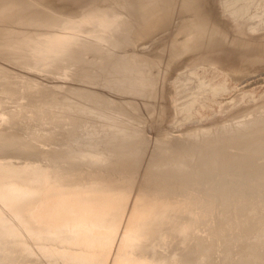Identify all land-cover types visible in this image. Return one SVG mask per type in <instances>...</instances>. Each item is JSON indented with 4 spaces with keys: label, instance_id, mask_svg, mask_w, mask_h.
I'll return each instance as SVG.
<instances>
[{
    "label": "bare ground",
    "instance_id": "6f19581e",
    "mask_svg": "<svg viewBox=\"0 0 264 264\" xmlns=\"http://www.w3.org/2000/svg\"><path fill=\"white\" fill-rule=\"evenodd\" d=\"M45 2L46 0H44L43 5V0H0V54L7 59L15 58L18 62L26 64L27 67L21 68L29 71V73L40 70L37 74L43 78L68 63L91 66L90 69L96 71L97 67L102 66L104 62L99 61L100 55L94 53L92 61L86 64L87 56L81 53L83 48L90 53L94 52L92 50L95 49L96 44L102 41L103 37L109 39L108 36H110L113 42L108 46L110 51L114 52L115 49H120L126 42H129V34L134 27L133 15H136L137 10L141 16L139 18L141 21L143 17H151V13L162 12L163 7L169 6L166 0H89L82 6L81 15L78 16L69 11L68 8L62 9L63 11L59 10L62 7L55 6L51 0L48 1V5ZM183 3L184 10L192 12L193 17L180 27L184 33L183 40L181 42L174 41L170 45L169 50L172 49L171 54L173 56L195 46L196 43L191 41L203 34L207 23L203 20L205 17L200 18L198 15V1L184 0ZM204 4L206 3L204 2ZM208 10L210 11L209 8ZM164 11L166 12L167 9ZM260 21L246 24L248 21L244 20L245 23L242 22L241 27L246 26L250 32V30L263 26V21L261 23ZM145 24L148 25L146 28L135 32L137 38L146 34L150 25L151 27L153 25L148 20ZM226 24L229 23L226 22ZM224 31L226 30L224 29ZM254 32L252 31V33ZM239 34L241 33L239 32ZM83 35H91V37L89 40L83 41ZM70 39L75 40V48L80 49L79 51L67 52L66 44ZM27 43H30L28 46L32 44L31 49L26 48ZM233 46L236 47V45ZM37 52L42 54L36 58H30L32 53ZM243 56L245 55L243 54ZM119 58L120 55L115 54L113 60H110V66L114 71L119 70ZM204 58L202 59L207 61L206 57ZM207 58L209 59V57ZM124 59L130 70L142 66L158 65L156 60L145 59L144 61L143 58H139L137 63L135 62L136 59L132 60L130 56H124L123 62ZM191 59H196V57ZM258 60L260 61L256 56L250 59V61ZM194 64L196 63L194 62ZM85 66L84 68L87 69ZM235 66L237 65L235 64ZM238 67L237 69H241ZM7 70L0 65V74H7L5 72ZM17 74L14 73V75ZM19 74L24 75V73ZM25 74L29 75L28 73ZM29 77L34 78L32 84L27 83V86L32 88L41 86V89L47 86L46 82L38 80L37 75H29ZM131 77L132 74L126 75V79ZM91 79L85 78L86 81ZM139 80L148 85L152 82L148 72L141 74ZM9 87L11 85L6 81H0V88H2L0 93L8 96L14 95L12 93L15 92V89L12 91L11 88L8 89ZM18 88L20 91L23 87L18 86ZM199 92L197 93L200 94ZM88 93L92 97L98 92L90 90ZM100 95L103 97L101 93ZM0 98L2 97L0 96ZM31 101L34 102L35 100ZM38 105L40 104L38 103ZM3 108L5 107L3 106ZM109 109L115 112V109L111 107ZM70 111V113L75 114L81 112V109L79 105L72 104ZM28 112H25L26 116L23 117L30 120L42 121V119L50 118L42 107L34 111L31 110L29 114ZM262 113H264V109L260 113L257 109L249 114L252 117L262 118V124L256 128L260 135H264V115ZM249 118L242 121L237 129H228L225 132L206 131L201 135L200 140L205 143L211 141L208 145L192 147V149H179L165 157L166 165L169 163H171L170 165L172 163L177 164L184 156L183 162L186 160L188 163L187 159L191 156L187 159L186 156L195 153V158L192 157L190 162L199 166H193L199 168L194 170L200 173L197 177L192 176L193 172L190 173L192 165L191 168L188 166L190 169L184 167L183 172L179 170V173L165 169L166 171L160 170L154 174L156 172L154 170L153 175L164 178L156 179L150 176H142L141 180L140 177L139 185L136 186L135 197L129 195L135 186L136 173L138 172L131 170L114 171L116 169L110 168V166L135 168L138 162L134 159H115L111 155L100 154L91 149V152H73L70 155L59 150L48 152L49 148L39 150L38 147H34L29 142H19L18 138L7 136L10 134L0 133V151L7 150L10 151V154L15 153L16 156L26 152L33 155L39 151L38 153L41 155H37V160L34 158V160H27L29 155L24 160V155L21 162L0 158V264L4 262L7 264H43L40 259L42 256L48 264L56 263L52 261L54 258L61 259L68 264H92L89 257H93L95 254H107L109 250L107 242L102 240L109 239L115 234V232L110 231V228L97 231L98 228L94 227L96 225L103 226V223L110 222L111 214L123 213L128 209L127 226L130 230L123 235L127 236L124 239L130 244L122 246L120 251L124 253L120 259L128 258L127 261H130V264H210L212 251L217 246L225 245L230 235H234L235 243L241 244L244 235L246 236L252 230L264 226V216L256 215L257 210H259L258 207L264 206V196L260 193L262 198H259L260 195L257 196V192L261 191L258 189H262L264 185V136L247 135L243 132L245 129L251 128ZM230 150L234 152L230 153ZM82 155L84 156L81 159L87 160L89 164L96 162L101 168L98 169L99 167L89 165L83 167L82 163L70 159ZM175 157L176 160H174ZM40 158L42 159L40 160ZM160 165L152 167H160ZM166 165L160 168L164 169ZM177 165L180 166H178L179 168L184 166ZM171 167L168 166V168ZM216 170L219 179L215 176L214 171ZM151 171L153 170L151 169ZM216 177L217 180H220L217 185L216 182L214 183ZM163 183H168V186L164 187ZM234 183L239 184L237 189L233 188L236 185ZM128 197L134 199L131 208L126 206ZM216 209L217 216L215 219L214 217L211 218L213 219L211 222L210 217L213 216V210ZM261 209L262 214L263 208ZM114 222L113 225L118 226L115 219ZM199 225L205 227H202L206 233V237H203L205 240L203 243H199L202 240L201 235H203L197 232H203ZM38 231L49 233V236L45 237ZM132 233L136 234L133 235ZM195 235L201 240H196ZM159 236L161 241H163L162 238H169L170 242L176 240L177 246H181L179 249L187 250L182 254L177 252L175 248L171 255L169 253L167 255L161 254L153 246V243L147 244L149 239ZM29 240L36 245L40 254L32 249L31 244L28 243ZM194 240H196V250L200 249V253L196 256L192 255L194 246L189 245ZM251 244L262 245L258 242ZM190 246L192 247L190 248ZM50 258L52 259L50 260Z\"/></svg>",
    "mask_w": 264,
    "mask_h": 264
},
{
    "label": "rangeland",
    "instance_id": "374dc122",
    "mask_svg": "<svg viewBox=\"0 0 264 264\" xmlns=\"http://www.w3.org/2000/svg\"><path fill=\"white\" fill-rule=\"evenodd\" d=\"M48 1L50 0H46V5H48ZM51 1L55 3V6L62 7L59 10L68 8L73 14L76 13V15L80 16L82 6L89 0ZM166 1L169 3L167 8L163 7L162 12L151 13V17H148L146 13L148 18L143 17L141 21L139 19L141 16L137 10L136 15H133L134 27L129 34V42H126L120 49H115L114 52L110 51L108 45H111L113 42L110 36H108L109 39L103 37L102 41L98 42L95 49L92 50L94 52L90 53L87 49L83 48L81 53L87 56L86 64L92 61L94 53L100 55L99 61L104 62L102 66L99 65L97 67L96 71H92L90 69L91 66L84 65L87 67L86 69L84 66L68 63L67 65H63L65 68L60 67L56 72L48 74V76L43 78L37 74L40 70L30 71L29 73V71L21 68L27 67L26 64L18 62L15 58L11 60L8 58V61L7 57L5 58L4 55L2 56V54H0V65L8 69L5 71L7 74H0V81H6V83L11 85V87L8 88L9 90L10 88L12 91L15 89V92L12 93L14 95L8 96L0 93L2 97L0 98V133L10 134L7 136L16 137L19 142H29L34 147H38L39 150H41V148H49L47 150L48 152L59 150L62 153L70 155L73 152H91V150H93L100 154L111 155L115 159H134L138 162L135 168L128 169L127 167L110 166V168L116 169L114 171L131 170L138 172L136 173L138 178L135 176L136 184L134 183L135 186H133L134 188L129 195L130 197H135V191H137L136 186L137 184L139 185L142 176H150L156 179L164 178L153 175L152 173L155 171L154 174H157L160 170L166 171L165 169H167V171H176L179 173L181 170L183 172L186 168L190 169L192 165V171L190 173L193 172L192 176L197 177L200 173L194 170H198L199 168L196 167L199 166H197L196 163L190 162L195 158V153H192L194 156L192 154L186 156V159L191 156L188 158L189 160L187 159L188 163L184 160L185 164H182L184 163L183 158H185V156L177 163L181 164V167L184 165L182 167L183 169L179 168L180 166L174 163H172V165H170L171 163L166 165L165 157L179 149H192V147L208 145L211 141L205 143L200 140L201 135L206 131L215 130L225 132L228 131V129H237L242 121L251 117L248 120L250 121L251 128L245 129L243 132L247 135H260L256 128H259L262 124V118L252 117L249 116V114L257 109H259L260 113L264 109V36H262L264 35V0H196L199 3L198 15L200 18L202 16L205 17L203 20L207 22L204 27V32L191 41L192 43H196L195 46H191V48L181 54L174 56L171 54L172 49L169 50L170 45L174 41L181 42L183 40L184 33L180 30V27L193 16L192 12L184 10V0ZM203 1L206 4H204ZM206 7H208L210 11L208 8L206 9ZM164 9H167V11L165 12ZM254 18L258 19L255 20ZM147 20L153 24L152 27L150 25L148 32L142 37L137 38L135 32L142 28H146L148 26L145 24ZM244 20L246 22L248 21L246 24L258 21L261 23L263 21V26L258 29L250 30L249 32L246 26L241 27V23L244 22ZM210 22L213 24H210ZM226 22L229 24H226ZM218 27L219 29H217ZM227 27H229V29H227ZM224 29L226 31H224ZM73 30L75 29L73 28ZM252 31L255 32L252 33ZM239 32L241 34H239ZM90 37L91 35H83L82 40H89ZM75 43L73 39L67 41V52L80 50L75 48ZM28 44L30 43L26 44V48L31 49L32 44L29 46ZM131 44L135 46H133L135 49ZM233 45H236V47ZM127 48L129 49L128 51ZM32 54L30 58H36V56H40L42 53L37 52ZM115 54L117 56L120 55L119 70L117 71H114L110 66V60H113ZM243 54L245 56H243ZM121 55L123 56L121 57ZM124 56H130L132 60L136 59L135 62L137 63L139 62V58H143L144 61L145 59L156 60L159 66L155 64L157 65L156 67L155 65H149L147 67L142 66L130 70L125 64V59L124 62L122 60ZM254 56L258 57L260 61H250ZM194 57H196V59H191ZM204 57H206L209 62L203 60L205 59ZM207 57H209V59ZM194 62L197 65L194 64ZM234 62L239 66L238 68L241 67V69H237ZM207 63L209 64L207 65ZM212 65L213 67H211ZM242 65L244 66L242 67ZM144 72H148L152 78V82L149 85L139 80V77ZM14 73L18 74L14 75ZM19 73H24V75H20ZM25 73L34 76L37 75L38 80L46 82L47 86L42 87V89L41 86L34 88L27 86V83L32 84L34 77H29V75ZM127 74H132V77L126 79ZM85 78L92 79L86 81ZM202 83L204 84L202 85ZM18 86L23 88L19 91ZM90 90L98 93L91 97L88 93ZM17 91H19L18 94ZM195 91H200V94ZM100 93L103 97H101ZM33 99L35 100L34 102L31 101ZM38 103L40 105L37 106ZM72 104L79 105L81 112L75 114L70 113ZM3 106L5 108L2 109ZM40 107L47 112L50 118L39 121L23 117L26 116L25 112L30 110L28 112L29 114L31 110L34 111ZM110 107L115 109V112L110 111ZM262 115H264V113H262ZM67 118L75 119L68 120ZM87 120H89V122H87ZM93 124L95 125L93 126ZM167 140L169 142H166ZM6 151L7 150L0 151V158H6L13 162L23 161L24 155V160H26L28 155L29 158H27V160H37V155L40 154L38 151L37 154H33L34 156L32 153H30V156L27 152L18 156L14 153V156L13 152L11 153L13 155H11L10 151ZM233 152V150H230V153ZM10 156L11 158H9ZM83 156L84 155L76 156L75 158L71 157L70 159L82 163L83 167L88 165L91 167H99V164L96 162L89 164L87 160L81 159ZM41 159L42 158H40V160ZM174 160H176V157ZM159 164L162 165H160L162 168L163 165H166V167L164 166V169H162L158 167ZM154 165L158 166L152 167ZM168 166H172L173 168H168ZM188 166H190V168ZM100 168L101 167L98 169ZM176 168L178 171L175 170ZM151 169L153 171H151ZM217 170L214 171L216 173L215 176L218 175L219 170ZM215 176L213 174L214 178ZM217 177L214 180L216 185L220 183ZM234 184L233 188L237 189L239 184ZM163 186L167 187L168 183H163ZM263 187L264 185L262 189H258V191H263L257 192V196L260 194L264 196V194H262L264 193ZM261 195L259 198H262ZM128 200L126 206L128 205L127 207L131 208L132 200L134 199L128 197ZM127 207L125 208L128 209ZM261 208H263L262 214ZM258 209L260 211L257 210L256 215L264 216V206H259ZM128 210L125 211L126 213L111 214L110 222L103 223V226L96 225L97 227H94L98 228L97 231L106 230L103 228H110V231L115 232V234L109 239L102 240L107 242L109 250L107 254H95L93 257H89L92 264L131 263L127 261L128 258L120 259L124 253L120 251L122 246L130 244L124 239V237L127 238V236L123 235L126 231L130 230L127 226ZM216 211L217 209L215 211L213 210V216L210 217L211 222L213 221L211 218L214 217L215 219V216H217ZM114 219L117 221L116 223L118 226L113 225V223H115ZM202 227L204 226L202 225L199 227L200 230L203 229ZM141 228L143 229L142 226ZM38 232L42 233L45 237L49 236V233L43 231ZM197 232L203 234L201 235L198 233L202 236V240L199 238L201 240L199 243H203V241H205L203 237H206L204 229L203 232ZM132 234L135 235L136 233ZM160 236L149 239L147 243H153V246L159 253L164 255L169 253V255H171L176 248L177 252L184 254L187 250L185 249L182 251L179 249L181 246H177L176 240L170 242L168 240L169 238H162L163 241H161ZM195 236L196 238L198 237L197 235ZM244 236L242 243L237 244L234 242V235H230L225 245L217 246L212 251L211 263H209L264 264V226L254 229L245 237ZM199 239L197 238L196 240ZM196 240L191 241L189 244L194 246L193 256L200 253V249L196 250L195 248ZM207 240L208 238L206 241ZM252 242L256 244L258 242L262 245H252ZM28 243L31 244L30 246H32V249L37 254H40L32 241L29 240ZM160 246L163 247L161 248ZM192 246H190V248ZM40 259L43 264H48L43 256ZM51 259L52 258H50V260ZM54 259H52V261L56 262L54 264H68L61 259ZM3 264H7V262Z\"/></svg>",
    "mask_w": 264,
    "mask_h": 264
}]
</instances>
